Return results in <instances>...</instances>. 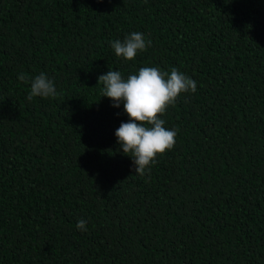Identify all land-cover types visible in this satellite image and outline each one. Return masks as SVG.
Segmentation results:
<instances>
[{
    "label": "trees",
    "instance_id": "1",
    "mask_svg": "<svg viewBox=\"0 0 264 264\" xmlns=\"http://www.w3.org/2000/svg\"><path fill=\"white\" fill-rule=\"evenodd\" d=\"M145 66L197 91L140 176L98 76ZM41 72L58 94L29 99ZM0 264H264V0H0Z\"/></svg>",
    "mask_w": 264,
    "mask_h": 264
},
{
    "label": "clouds",
    "instance_id": "2",
    "mask_svg": "<svg viewBox=\"0 0 264 264\" xmlns=\"http://www.w3.org/2000/svg\"><path fill=\"white\" fill-rule=\"evenodd\" d=\"M151 45L152 41L141 32H132L123 41L117 39L111 42L115 55L126 61L135 60L138 52L146 51ZM18 80L30 82L29 99L55 98L58 94L54 82L44 72L30 81L20 74ZM98 83L103 85L101 97L109 98L114 108L123 104L129 118L115 131L122 152L132 158L135 174H150L156 158L174 149L176 144L178 129L166 128L165 120L161 117L169 106L175 105L182 93L197 91L196 81L176 67L163 71L159 67L145 66L126 79L119 71L109 69L98 76ZM76 227L80 231H87V222L80 219Z\"/></svg>",
    "mask_w": 264,
    "mask_h": 264
}]
</instances>
